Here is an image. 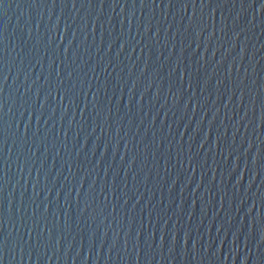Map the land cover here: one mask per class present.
I'll return each instance as SVG.
<instances>
[{
  "label": "water",
  "instance_id": "95a60500",
  "mask_svg": "<svg viewBox=\"0 0 264 264\" xmlns=\"http://www.w3.org/2000/svg\"><path fill=\"white\" fill-rule=\"evenodd\" d=\"M0 264H264V0H0Z\"/></svg>",
  "mask_w": 264,
  "mask_h": 264
}]
</instances>
